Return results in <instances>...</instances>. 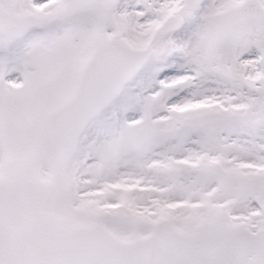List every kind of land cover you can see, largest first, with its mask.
<instances>
[{"label":"snow or ice","instance_id":"1","mask_svg":"<svg viewBox=\"0 0 264 264\" xmlns=\"http://www.w3.org/2000/svg\"><path fill=\"white\" fill-rule=\"evenodd\" d=\"M0 264H264V0H0Z\"/></svg>","mask_w":264,"mask_h":264}]
</instances>
